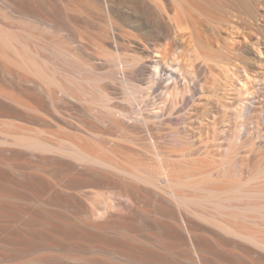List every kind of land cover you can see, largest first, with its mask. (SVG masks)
Returning <instances> with one entry per match:
<instances>
[{
  "label": "bare ground",
  "instance_id": "1",
  "mask_svg": "<svg viewBox=\"0 0 264 264\" xmlns=\"http://www.w3.org/2000/svg\"><path fill=\"white\" fill-rule=\"evenodd\" d=\"M71 2L99 22L94 62L0 23V63L32 82L0 78V145L72 166L59 188L86 199L90 222L149 201L186 239V264H264V0Z\"/></svg>",
  "mask_w": 264,
  "mask_h": 264
},
{
  "label": "rangeland",
  "instance_id": "2",
  "mask_svg": "<svg viewBox=\"0 0 264 264\" xmlns=\"http://www.w3.org/2000/svg\"><path fill=\"white\" fill-rule=\"evenodd\" d=\"M71 1L72 0H0V23H3L7 26H10L18 30H22L23 32L30 33L36 37L43 38L47 41L56 42L62 46H65L71 50L78 52L80 55L83 56L85 60L94 62L97 60L98 52L101 51V49L98 48L97 45L94 44L95 42H93L92 40L93 36L96 35V33L98 32L97 29L100 26L98 24L99 22L94 18V16H92L93 14L90 12L89 9L86 8V6L82 4L86 8L85 9L82 5H80L77 2L76 4L74 3L75 5L74 6L73 2ZM76 5H78L79 8L76 7ZM81 6L83 7L82 9H81ZM110 52L115 53V51H112V50H110ZM46 55L51 57L49 52H46ZM0 78L20 88H30V84H32L31 81L25 78L23 72L13 67H6V66L3 67L1 63H0ZM60 105L64 107L68 106L65 103H61ZM76 106L81 108V106L77 103H76ZM46 108L49 112H52L53 110L49 101H47L46 103ZM79 113L80 114L76 115L77 117L86 118L85 116L87 115L85 113L83 112H79ZM91 120L95 121V123H97L98 125L103 126L101 122L95 119H91ZM232 123L233 121L229 120V126ZM200 125H202V127L200 128L201 133H202V130L203 131L205 130V126L201 123ZM10 151H9V147L0 145V174H1L0 175L1 177L0 188L2 187L0 189V193H1L0 194V202H1L0 203V214L1 212L2 214L4 213L3 215H0V264H154V263L155 264L156 263L157 264L159 263L160 264H177V262L178 264H186V262H184V259H183L184 256H181V255L188 254V253H185V250L186 252L187 250L189 251L188 249L189 247L187 246L188 244L186 243L187 241L186 239L184 240L182 238L183 235H181V233H179L180 236H182L181 238L177 233L178 238H180L178 243L180 244H178L177 241H175L177 239L176 238L177 236H175V231H174L175 229L172 228L173 223L171 222L170 218L167 219V217H170V216L164 215V212H166L164 211L165 208L164 209L162 208L164 211L163 212L161 211L162 209L158 207V204H153V203L150 204L151 202L148 203L149 201H147L143 203L149 204L148 206H152V205L153 206L157 205V206L148 207L146 204L145 205L146 208H144V204L142 203L141 205L143 206L140 205V207H137L138 209L135 208L136 210L132 209L131 211H127V212L125 211L124 213L126 215L125 214L124 215L115 214L117 215V217L114 215L115 217L112 216L114 218L110 217L111 220L106 219L107 221H109V222L105 221V223L107 222L106 224L102 225V222L104 220L103 221L100 220L101 223L97 224L96 222H99V220L98 221L96 220V221H92L94 224L93 225L92 222H90L91 220L89 221L87 214H85L87 210L86 207H88L87 206L88 203L86 202V199L85 198L83 199V196L81 197L80 194L73 195L72 191L70 193L69 191L71 188L68 190L69 193H67L66 191L67 187H64L67 184L66 183L67 177H65V173H66V176L68 173L70 174L71 173L70 168L72 166H69L67 164L62 165L60 163H56L51 160L45 161L43 159L41 160L40 158H37L39 159L37 160L35 157H32L31 155L29 156L28 154H26V152L22 153L16 150L20 152V153H17L15 149L12 150L13 152L12 151L10 152ZM11 154L14 156H12ZM18 154L19 155L21 154L20 155L21 157ZM22 154L24 155V158ZM50 163H52V165ZM40 165H42L43 167ZM65 165L69 168H67ZM61 167L63 169H66V168L67 169L62 170ZM47 168H48V171H46ZM34 169H35L34 172H37L38 169H39L38 171H42L43 169H45L46 172L45 171L44 172L46 174L50 170L51 171L47 175L48 177L46 176V174L44 177L41 175H39L38 177L32 171ZM22 173L25 175H23ZM32 177L34 179L36 178L33 181H36L37 184L33 183V181L30 180V179H33ZM52 177L54 181L52 180ZM26 180L28 181L30 180V181L27 182ZM15 181L16 182L19 181V182L16 183ZM40 181L44 184L42 185ZM9 182H11V184ZM31 182L33 185H31ZM38 182L42 187L38 184ZM63 183H66V184L63 185L64 188L61 190L59 186ZM29 184L30 186H28ZM72 184L74 185V183L72 182L70 183V186L68 185V188L71 187ZM45 186L46 187L48 186L49 188L51 187V189L50 190L48 189V191L50 192L52 191L51 192L52 194L54 193V195L51 198L47 197L48 200L45 198L46 195H44L48 188V187L46 188ZM60 187H62V185ZM43 188L44 189L46 188V189L44 190ZM34 189H36L37 191ZM38 189H41V190L43 189L44 194L42 193L43 190L41 191ZM52 189H54L55 191L57 190V191L54 192V190ZM64 189H65V192H64ZM29 190L33 192L35 191L34 193L36 194L38 193L37 196L39 198L36 197L35 196L36 194H34L33 192L30 193ZM21 193L22 195H20ZM25 193H27V195H25ZM39 193H41V195ZM41 196L42 198H40ZM54 198H56V200ZM65 203H67L68 205L67 204L65 205ZM1 205H3V208ZM72 205H73V208H71ZM141 207L143 210H141ZM34 209H35V212L37 211L36 214L33 211ZM144 209L145 210L148 209L149 211L146 210L147 211L146 212ZM8 211H11L12 213ZM16 211L20 212V214L19 213L16 214L17 213ZM153 212L154 214L152 215ZM21 213H23V215ZM160 213L162 217L159 216ZM47 216L49 217L47 218ZM119 217H122V218H119ZM83 218L85 221L83 220ZM40 219L42 220V222ZM151 219H153V221ZM60 220L62 221V223L60 222ZM170 222L172 223L170 224L171 226L169 225ZM35 223L36 224L38 223V224L36 225ZM54 225H56V227ZM166 235H169V236H166ZM73 236L74 238H72ZM212 239H210L211 240L210 244L213 247H211L210 245L211 247L210 249L212 250L213 248H215V246H217L216 249H214L215 251L214 250L212 251L214 252L213 253L214 256L216 255L217 257H219L218 254L219 255L222 254L220 257H225L229 253L228 249H231L232 247L228 248L229 245L219 246V242L218 244H216L217 241L212 240ZM199 241H202L200 243H203V244L205 243L203 242L202 239L201 240L199 239ZM181 247L183 248V250L184 249L185 250L183 251ZM204 247H207L209 249L207 245H205ZM218 249H220L221 251ZM223 249L225 250L226 255H225V252L223 253L224 251ZM206 253L204 255L208 256V258L212 256ZM230 253L229 255H227L228 257L226 258H229V256L230 257L232 256L230 255ZM178 256H180L181 258ZM169 258L173 262H171ZM179 259L181 260L179 261ZM141 260H143V262ZM157 260L159 261V263ZM215 261L216 260H213V258H209L208 264H214V263L219 264L220 263V262L218 263V261L216 262ZM232 262H233V259H232ZM237 264H240V263H237Z\"/></svg>",
  "mask_w": 264,
  "mask_h": 264
}]
</instances>
